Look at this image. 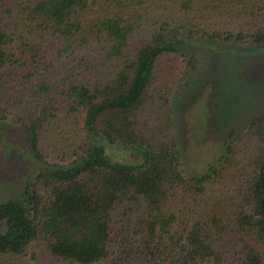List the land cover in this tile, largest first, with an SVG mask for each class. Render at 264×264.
<instances>
[{"label":"trees","instance_id":"1","mask_svg":"<svg viewBox=\"0 0 264 264\" xmlns=\"http://www.w3.org/2000/svg\"><path fill=\"white\" fill-rule=\"evenodd\" d=\"M214 40L264 43V0H0V120L38 166L0 202V261L40 241L63 261L108 262L122 221L136 264H225L231 252L264 264V117L231 131L202 174L181 169L176 72L196 62L186 45ZM80 117L71 160L48 161L44 138Z\"/></svg>","mask_w":264,"mask_h":264},{"label":"rangeland","instance_id":"2","mask_svg":"<svg viewBox=\"0 0 264 264\" xmlns=\"http://www.w3.org/2000/svg\"><path fill=\"white\" fill-rule=\"evenodd\" d=\"M201 37H197V42L204 41ZM210 44L209 52L198 49L197 43L186 45L184 49L196 52V62L193 66L182 60L176 72V135L182 151L181 169L187 176L202 174L210 162L223 154L231 131L238 136L253 117H264V43L214 40ZM168 68L166 64L164 69ZM65 123L61 127L55 125L44 138V154L50 162L67 163L72 150L86 139L81 117L75 123ZM251 147L245 149L243 163ZM110 149L113 158L134 156L130 151ZM37 170L21 128L0 120V202L21 197ZM128 227L126 222L115 221L113 256L100 264L126 263V258L128 264H136L132 251L138 249L139 239ZM224 257L225 264H242L237 253ZM0 264L77 263L58 259L42 242L35 241L24 254L5 256Z\"/></svg>","mask_w":264,"mask_h":264}]
</instances>
